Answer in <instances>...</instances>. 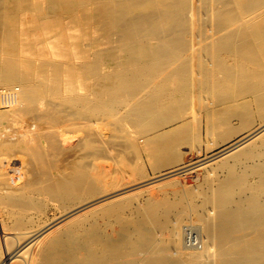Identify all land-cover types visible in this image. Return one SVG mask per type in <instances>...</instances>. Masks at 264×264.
Returning a JSON list of instances; mask_svg holds the SVG:
<instances>
[{
	"label": "bare ground",
	"instance_id": "bare-ground-1",
	"mask_svg": "<svg viewBox=\"0 0 264 264\" xmlns=\"http://www.w3.org/2000/svg\"><path fill=\"white\" fill-rule=\"evenodd\" d=\"M35 27H57L60 39L42 41ZM69 36L95 50L70 49ZM51 54L80 64L61 66ZM90 76L101 82L95 100L78 94ZM0 86L12 104L0 111V264H264V0H0ZM204 92L217 98L210 125L221 136L234 118L249 125L255 108L261 123L202 160L158 162L142 181L113 165L85 166L79 152L95 155L94 142L75 141L62 124L68 110L73 120L125 110L116 128L184 133L180 111ZM132 132L134 148L175 152L163 137ZM14 149L26 169L3 160ZM190 214L202 223L201 251L181 246ZM98 218L118 226L116 237Z\"/></svg>",
	"mask_w": 264,
	"mask_h": 264
},
{
	"label": "rangeland",
	"instance_id": "rangeland-1",
	"mask_svg": "<svg viewBox=\"0 0 264 264\" xmlns=\"http://www.w3.org/2000/svg\"><path fill=\"white\" fill-rule=\"evenodd\" d=\"M42 5L43 6H41V7L45 8L47 3H45L43 1ZM65 22H68V21H65ZM38 29H39L38 27H35L36 35H38ZM75 30L74 31L71 30L73 32V34H77L76 32H78V31L77 30L75 31ZM36 38H39L42 41H45V40H48L51 38L52 39H55V38L60 39V35L58 32V28L53 27L47 33L40 34ZM68 38L69 39H67V41L64 43H66L68 45V47H70V49H73L76 51H78L81 48V46H83V45L86 47H89L88 45H90V44H88V43H90V41L88 39H85V37H79V38L77 37L76 40L73 37L71 39L70 36ZM22 40L24 41V36H23ZM70 42H72V43H70ZM56 43L58 45L60 44L58 41H56L55 44ZM66 46L63 45V47H66ZM72 46H74V48ZM107 47H108L107 45H100L97 47V49L103 50V49H106ZM90 48L93 51L95 50L94 47H92L91 45H90ZM64 58H65V60H64ZM50 59L53 60L55 63L61 65V66H66L67 63L73 64V62H74L73 66H75V67L79 66V64H80V61H77L74 59V60H71V62H70L69 59L66 60L67 58L65 56L61 57L60 55L57 57V55L51 54ZM75 63H77V64H75ZM214 66H216V65H213V67ZM105 70H108V69H105ZM87 78L88 79L85 78L86 80L83 79V85L89 89H85L83 87H80V89H82V90L79 89L78 94L81 96H85V95L87 96L88 95L89 98H91L92 100H95V96L92 93L93 92L92 88H94V87L97 88L101 82H100V80L98 81L94 77H91V76H90V78L89 77H87ZM15 88L18 89L19 86H16ZM240 89H241V86L238 85L235 87L234 91H236L237 94H239L238 92L240 91ZM63 91L64 90L61 89V93H62L61 96L62 97L63 96L66 97L69 95L68 92H65V91L63 92ZM5 92L9 93L8 90L6 91V89L4 90V88L2 86H0V111L4 112V113H8V112H10V109H11L10 107L12 105L11 101H9V98L11 97V95L9 96L8 93L6 95ZM4 95H6V96H4ZM8 96H9V98H8ZM202 96H205V100L203 102H201V101L198 102V104L196 106L189 104L188 108L184 107L180 111L179 117H181L183 119V121H185V123H186L184 125L185 129H186L184 133L183 132L179 133L178 132L179 129H176V130L174 129V130H172V132L169 131V134L168 133L163 134L164 135V137H163V136H159L160 131H157V132L151 131L150 127L148 128L146 133H142V131H140L139 128L136 129V128L132 127L130 124H126L125 125L126 127L122 128V129L116 128L115 127L116 117L119 118L120 116L124 115L126 113L125 110L121 111L122 112L121 115H119L120 113L118 115H114L115 113H113L107 109H104L103 110L104 112L102 110L97 111L95 113V116H93L91 111H89L88 114H85L83 117L78 116L80 119L78 118L75 120H73V117L75 116V112L72 110H68V111L63 112V116H64L63 120L64 121L62 124L66 128L65 130L67 132L69 131V134H70V132H71V135H74V136L77 134L76 138L77 137L78 138L77 139L75 138L76 139L75 141H77V142L81 141V143H83V142L85 143L88 139V140L94 142V144L96 146L95 147L96 148V151H95L96 154L95 155L93 153L92 154L89 153V152H91L90 150L89 151L83 150V151L79 152V157H84V155L87 152L86 157L82 161V163L85 166H87L88 168H91V170H92L96 163L100 164V165L104 164L105 166H109V165L112 166L113 165L112 167H115L117 171L122 172L120 174H122L123 177L126 178V181H135L134 179L138 178L140 174L143 177V179H141L139 181H142V180H145L149 177L155 176L156 172L154 171V168H155L156 163L165 162L164 160H166L167 158L170 159V157H173V158H171V161H173V162L178 161V160H186V161L189 160L192 162L202 160L204 158H207V157L212 156L213 154L219 152L223 147L227 146V144L230 145L231 143L239 140L241 137L247 135L249 133V130L257 127L262 121V117L256 108L254 109V112H253L254 115L252 116V119L249 122V125L245 126L243 124L242 120L239 118L232 119L230 121V129L232 130V133L230 134V137L228 138L229 139L228 140L226 137V127H224V129H222V136H221L219 134L220 132L215 131L212 128V126L210 125L211 121L213 120V114L216 113V109L218 108L217 98L215 97V95L206 94L205 92L202 93ZM224 107H227V106L225 105ZM71 113H73V116H71ZM198 113H199V115H198ZM96 114H99V115H96ZM91 120H92V122L95 121L96 124L92 126V124H94V122L92 123ZM75 121H76V123H74ZM171 128H174V126ZM167 130H169V129L167 128ZM131 131H135L136 134H135V132L134 133L132 132L133 135L137 136V138L142 139L141 141L147 140V141L151 142V141H154L156 138L159 139V138L163 137L165 142H169L168 149L170 150L172 148H175V152L173 151V153L166 154L163 152L162 149H160V148H162L161 146L159 148V151L155 148L152 152V151H150V148L146 149V147L145 148L143 147V145H146L145 143H140V145H142V146L138 149L134 148L132 146L130 139L128 138V135H127ZM81 132H82V134H81ZM161 134H162V132H161ZM186 137H189L190 141H185ZM230 138H231V140H230ZM226 140H228V141H226ZM20 151L21 150H15L14 149L11 151H7L6 154L2 156L5 163H7V161H8L6 159H9L11 157L9 159V161L11 162V164L13 163L12 167L14 168V170L17 169L18 167H19V169H21V167H24L22 169H26V167L28 165L27 163H29L27 156H25L23 154V152L22 151L20 152ZM197 151H199V153ZM19 153H21V154H19ZM101 153H103V154H101ZM104 153H106L108 156L104 155ZM112 153H114L115 155ZM174 154L176 156H174ZM66 155H67V159L69 160V162H71L73 160V157L76 158L74 156L75 154H72V153L70 154V152L67 153ZM102 155L104 156L105 160L102 157ZM22 156L24 157V159ZM109 156H111V158H109ZM115 156H116V158H115ZM21 157H22V159H21ZM98 159H99V161H98ZM112 159L113 160L116 159L117 161L115 160V162H114ZM15 162H18V163H15ZM88 162H90V164ZM213 164L214 163H212V165ZM25 165H26V167H25ZM117 166H118V168L121 167L120 170L117 169ZM138 169L141 170L142 173H132V171H134V170L136 171ZM217 174H218L217 175L218 179H222L225 176L224 173H217ZM54 204H56V203H54ZM55 213H56V209H55V207L52 206V208L49 210V215L52 216ZM94 222L98 223L104 229V232L106 231L105 232L106 234L111 235L112 237H116L114 232H115V230L116 231L118 230L117 225H112V224L110 226L106 225L107 221L103 220V219H99V218L95 219V221L93 220V223ZM101 222L103 224H105V226ZM201 225H202V223L199 222L197 220V218L192 214H190V216H187L184 219V221H182V223L180 225L181 230H182V245H181L182 247H184V248L187 247L189 249L192 248L191 250H195V251H201L202 250L203 241H204V233H203V227ZM162 239L159 242L160 246L166 247V245H168L169 248L168 247L167 248H168L169 253L170 254L173 253L172 251L175 249L173 241L168 240L167 238L163 239L164 241ZM183 241L186 243H184ZM170 249H171V251H170Z\"/></svg>",
	"mask_w": 264,
	"mask_h": 264
}]
</instances>
